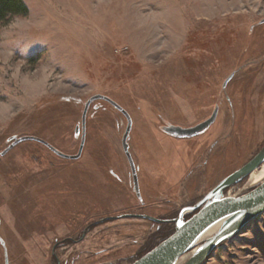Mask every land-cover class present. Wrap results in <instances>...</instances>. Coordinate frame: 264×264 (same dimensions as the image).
<instances>
[{"label": "rangeland", "instance_id": "rangeland-1", "mask_svg": "<svg viewBox=\"0 0 264 264\" xmlns=\"http://www.w3.org/2000/svg\"><path fill=\"white\" fill-rule=\"evenodd\" d=\"M23 2L26 16L0 24V264H50L79 204L94 211L86 224L138 208L137 196L165 201L150 211L178 214L263 144L264 0ZM217 105L206 133H165L203 121ZM24 137L33 139L9 150ZM113 225H98L72 252L88 259L102 231L100 249L128 247L107 264L132 253L121 263L131 264L156 243L151 231L140 251L138 227L121 242ZM204 264H264V214Z\"/></svg>", "mask_w": 264, "mask_h": 264}, {"label": "water", "instance_id": "water-1", "mask_svg": "<svg viewBox=\"0 0 264 264\" xmlns=\"http://www.w3.org/2000/svg\"><path fill=\"white\" fill-rule=\"evenodd\" d=\"M232 77L233 75L226 84ZM91 102L92 100L88 102L84 111V122ZM114 105L129 119L121 107ZM216 116L217 111L210 119L195 127L183 128L172 125L164 127V131L174 137L191 138L207 130L215 122ZM30 139L33 138L24 137L16 140L9 150ZM80 156L81 153L70 158L77 159ZM263 163L264 147L250 162L225 177L201 203L184 209L180 217L175 220L174 234L133 264H204L220 245L241 234L264 214V179L256 183L255 189L247 194L223 198L225 190L245 180ZM199 207L201 209L197 214L188 221H184L185 214L194 212Z\"/></svg>", "mask_w": 264, "mask_h": 264}, {"label": "flooded vegetation", "instance_id": "flooded-vegetation-1", "mask_svg": "<svg viewBox=\"0 0 264 264\" xmlns=\"http://www.w3.org/2000/svg\"><path fill=\"white\" fill-rule=\"evenodd\" d=\"M257 72H259V71L257 70ZM232 75H233L232 79L236 76L235 73H232L227 78V80L225 81V83H224L225 86L228 85L229 82L232 80L231 79L226 84V82L228 81V79ZM239 88L240 89L238 90V93L245 100V103H246L245 109H246L250 105L249 104V98L250 97H249V95H247L248 91L246 89V84L241 85V87H239ZM230 101H231V95L227 92L223 95V98H222V103H228L227 106L223 107V108H226V112L233 110V107L230 106ZM220 110H221L220 105H217L209 117H207L203 121H200L199 123H197L193 126L183 127V128L195 127V126L201 124L202 122L210 119L213 116V114L215 113V111H217L216 120L212 124V125H214L219 118ZM226 112H224L225 116H226ZM233 118H235V116H233ZM212 125L207 130H205L204 132L198 134L197 136L188 138V139H193V138H196V137L206 133L212 127ZM180 127H182V126H180ZM216 146H217L216 144L212 145V147H211L212 149H210V153L214 151ZM263 147H264V142H263V144H261V146L258 148V150L248 160H246L237 170H239L244 165H246L248 162H250L263 149ZM221 149L222 148L219 147L215 151L218 150L217 152H219ZM263 166H264V163L261 164L256 169V171H260ZM252 174H250L245 180L241 181L240 183H238V184L232 186L231 188L225 190L223 192V198L226 199L229 197H233L234 195H237V193L244 195V194H247L248 192H251L252 190H254L255 186L247 187V183H248L250 176ZM219 183H217L216 185H218ZM132 188H133L134 195H137L136 187L132 185ZM206 196L207 195L202 197L194 206L201 203ZM134 200H136V202H138V208L132 207L131 209H127L126 211L124 210V211H119L118 213H113L112 216H106V217H102V218L99 217L98 219H95L92 223H87V224L85 222L87 216L90 217V215H92V213L94 211H90L87 214L86 207L83 204L77 205L75 210L73 211V213L71 215L72 219L70 217V220L73 222V224L71 226L74 228L71 227V231H69V233H66L64 236L56 237L53 241L54 243L51 245L50 264H87L86 262L90 261V259L92 261L88 262V264H107V263H109L111 261V260H109V258L111 259V258L115 257V256H111L112 254L117 253L118 251L123 249V247H125V248H128V247H127V245L122 244L121 247L115 246L111 250H106L105 248L100 249L99 248L100 243L102 244V242L107 237V236L105 237L104 235H102V231H98V233H96V235L93 237L92 241L95 243V245L97 246L98 249H96L94 251H89L90 254L85 255L88 259H82L81 260V256L75 255L74 254L75 250L73 249V248H75V246H78L81 243H83L85 241L87 235L90 234V232L94 228H96L98 225H100L102 223H106V222L115 223V225H113L108 230H110V232H112L111 237L112 236H114V238L119 237L121 242H123L122 240H124V239L125 240H131L132 236H133L134 228L138 227L139 228L138 233H140L146 239V240H144V243L141 245V247H139L140 251H141V249L142 250L145 249L144 246L147 244V242L149 240L148 238L150 236V232L151 231L153 232L152 236L154 239H156V243L154 245H152L151 248H149L148 250H145V252H143L141 254L142 256L140 255L134 261V262H136L138 259H140L145 254H147L149 251H151L153 248H155L158 244H160L165 239L169 238L172 234H174L175 228H176L175 220L180 217L181 212L184 209L189 208V207H194V206L182 207V208H180L178 214L172 213V214L166 215V214H164L165 213L164 209H161L160 211L158 209L153 210V211L149 210L150 208H153L155 206L163 208L164 207L163 205L166 206L165 201H160L158 199L154 200L153 202H149V201H145V200L143 201L140 196H137V198ZM170 202H172V201H170ZM122 203H125V202H122ZM127 206H128V204H125L124 207H127ZM88 208L89 209H99V208H96L95 205L93 207H88ZM200 209H201V207H199L194 212L185 214L184 215V221H188L189 219H191L195 214H197L200 211ZM72 251H74V252H72ZM129 256L130 257H126L125 255H119L116 258L118 260V264L123 263V261H128L127 263H129L130 259H134L133 258L134 254L131 253ZM113 261H114V259L112 260V262ZM133 263H131V264H133Z\"/></svg>", "mask_w": 264, "mask_h": 264}, {"label": "trees", "instance_id": "trees-1", "mask_svg": "<svg viewBox=\"0 0 264 264\" xmlns=\"http://www.w3.org/2000/svg\"><path fill=\"white\" fill-rule=\"evenodd\" d=\"M28 7L23 0H0V24L18 16H26Z\"/></svg>", "mask_w": 264, "mask_h": 264}, {"label": "bare ground", "instance_id": "bare-ground-1", "mask_svg": "<svg viewBox=\"0 0 264 264\" xmlns=\"http://www.w3.org/2000/svg\"><path fill=\"white\" fill-rule=\"evenodd\" d=\"M264 178V170L259 173H253L251 179H250V186L255 185L256 183H259Z\"/></svg>", "mask_w": 264, "mask_h": 264}]
</instances>
